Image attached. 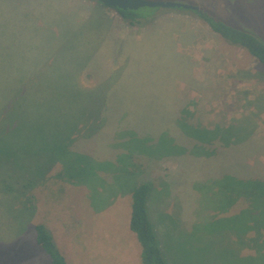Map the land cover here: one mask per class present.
Segmentation results:
<instances>
[{
  "label": "rangeland",
  "instance_id": "rangeland-1",
  "mask_svg": "<svg viewBox=\"0 0 264 264\" xmlns=\"http://www.w3.org/2000/svg\"><path fill=\"white\" fill-rule=\"evenodd\" d=\"M162 1L198 6L264 39V0ZM155 10L150 23L138 28L93 0H0V63H5L0 84L4 89L6 80L15 79L20 63L24 69L26 61L41 60L40 66L23 71V91H40L42 63L47 71L44 77L52 79L83 57L75 46L85 37L79 34L76 42L74 27L100 37L83 27H98L108 16L119 39L129 44L121 49L105 36L100 52L109 55L115 49L119 55L114 60L123 66L122 74L143 95L141 103L112 101L116 112L97 130L86 129L85 124L81 134L70 136L72 130L65 126L70 137L57 142L23 137V127L15 125L19 119L15 124L0 123V130L10 129L9 135L0 134V264H53L37 243L38 226L47 231L67 264H142L140 242L130 229L131 191L142 183L153 188L147 211L166 264H264V243L260 250L258 245L263 242V231L257 224L247 232L227 228L186 235L193 222L197 228L198 224L218 228L231 223L211 212L216 203L204 192L186 197L192 185L204 189L208 179L226 165L222 159L264 165V68L244 49L212 32L191 11ZM84 50L88 54L89 46ZM105 57L112 68V60ZM75 72L83 80L90 75L89 69ZM173 90L180 100L179 109L194 102V119L203 126L246 123L253 129L247 149L203 161L191 157L196 147L193 138L189 140L192 145L189 141L186 146L161 145L175 116ZM137 118L141 123L124 121ZM124 134L129 135L128 142ZM146 134L159 135L160 150L164 145L174 152L183 151L167 161L155 160L158 147ZM165 168L170 171L164 172ZM191 210L194 213L189 217Z\"/></svg>",
  "mask_w": 264,
  "mask_h": 264
},
{
  "label": "trees",
  "instance_id": "trees-1",
  "mask_svg": "<svg viewBox=\"0 0 264 264\" xmlns=\"http://www.w3.org/2000/svg\"><path fill=\"white\" fill-rule=\"evenodd\" d=\"M103 6L108 7L104 4ZM108 8L116 11L122 21L138 28L143 27L142 25H148L157 11L155 10L156 8H148L153 9L152 12L143 14L138 12L139 9L121 10ZM191 12L203 20L209 29L219 35L225 42L241 47L264 68V39L249 29L231 25L205 10L200 9L199 11ZM113 26L112 19L106 16V21L98 27H83V30L88 29L102 34L100 37L86 32L82 33L78 31V28L81 27H74L77 31L76 42H79V34L85 37L83 43L75 46L78 51L84 54L83 57L79 58L76 64L69 66L68 71L52 79L44 77L47 71L44 69L45 64L42 63L41 66L44 67L40 72V83L37 84H40V91H34L33 94L29 93L30 91L27 94L23 91V71L33 65L40 66L42 61H35L32 64L26 61L27 65L24 69L23 63H20V66L18 64L21 68L15 72V79L12 78L5 81L7 88L4 89L3 84H0V87H2L0 92H3L0 94V116L2 117L0 120L3 122L0 123L10 125L13 122L15 124L19 119V122L15 125L23 127V137L31 140L48 138L47 140L57 142L60 140L59 138L70 137L76 135L75 133L81 134L85 124L88 125L85 127L86 129L96 128L97 130L101 123L104 122L105 124L107 122V116L109 117L110 114L112 115V113L116 112V109L111 106L112 101H125V103L136 101L141 103L143 95L131 88L134 86L133 81L126 80L122 74L123 66L114 60L119 55L118 52L115 49L111 50L109 55L100 52L103 47L102 39L105 36L106 38L110 36L121 49L128 46L129 42L121 41L117 36V29H114ZM72 28L63 30L67 32ZM85 46H89L88 54L84 50ZM92 50L98 56H92ZM87 56H89V59ZM105 56H109V59L112 60V68H109L108 64L110 63L106 62ZM4 65L5 63H0V70ZM83 69L84 71L90 70V75L85 77L84 80L82 75L80 76L75 72L78 70L83 73ZM130 77L133 80L131 75ZM33 86L35 85H32L31 88ZM37 92L40 93L36 94ZM173 93L176 97V103L173 107L175 116H172V127L169 135L165 134L168 138L162 140L161 145L167 143L171 144V146L174 144L185 145L186 142L193 138L196 141V147L192 151L191 157L203 161L213 156L226 157L230 152L236 155V152H242L247 149V141L251 138L253 129L251 130L246 123L238 121L240 123L236 124L233 121L224 124L217 123L211 128L203 126L194 119V102L191 101L179 109L180 100H177L179 98H177L174 90ZM119 95L122 97H119ZM33 96L39 99H33ZM146 99H148L147 96ZM171 104L170 100L168 106L170 115ZM13 109L17 112L16 116L11 111ZM124 121L141 123L138 118L134 121H131V119ZM70 124L73 125L71 126ZM65 126H69V131L72 130L70 136H67L68 132L64 131ZM147 129L150 130V128ZM9 131L10 129L5 128L0 130V134L9 135ZM124 135H126L124 141L128 142L130 139L129 135ZM146 136L149 142L153 139L152 144L158 147L160 144L159 135L155 136L156 138L153 137V134H146ZM185 136L188 138L186 139ZM188 143L194 144L191 141ZM206 144H208V147H206ZM160 147L155 148L154 151V159L158 161L170 160L174 155H178L175 153L180 154L183 151L181 149L178 152H174L172 148L164 145L163 149L160 150ZM233 159L237 160L236 158ZM239 160L231 162L229 159H222L226 165L221 167L222 170L214 173L215 177L208 179L209 183L204 189L192 185L191 191L186 194V197H196L198 193L204 192L209 198L212 197L216 204L213 205L215 211L211 210V212L219 213L218 216L223 217L220 219H224V221L231 220V223L218 228L213 227L211 223L203 225V228H200L198 224L197 228V224L193 222L191 231L186 233V235H191L192 233L198 235L199 231L212 234L227 228L247 232L252 230L257 224L263 231V242L261 240L259 244L257 243L260 250L264 243V165H262L263 167H259L260 164L249 166L243 162L244 160L241 162ZM233 163L234 165H232ZM169 171L170 169L168 168L164 169V172ZM140 175L146 174L141 172ZM152 189L149 183H142L132 189L130 229L140 242L142 264H166L147 211V198ZM205 190L207 192L211 191L212 194L206 193ZM193 213L194 210H191L188 216H192ZM36 232L37 243L50 255L52 263L67 264L57 253L47 231L43 227L38 226Z\"/></svg>",
  "mask_w": 264,
  "mask_h": 264
},
{
  "label": "water",
  "instance_id": "water-1",
  "mask_svg": "<svg viewBox=\"0 0 264 264\" xmlns=\"http://www.w3.org/2000/svg\"><path fill=\"white\" fill-rule=\"evenodd\" d=\"M111 8L121 10H138L141 8H177L191 11H199L198 6L174 1L162 0H93Z\"/></svg>",
  "mask_w": 264,
  "mask_h": 264
},
{
  "label": "crops",
  "instance_id": "crops-1",
  "mask_svg": "<svg viewBox=\"0 0 264 264\" xmlns=\"http://www.w3.org/2000/svg\"><path fill=\"white\" fill-rule=\"evenodd\" d=\"M70 263V262H69ZM71 264V263H70Z\"/></svg>",
  "mask_w": 264,
  "mask_h": 264
}]
</instances>
